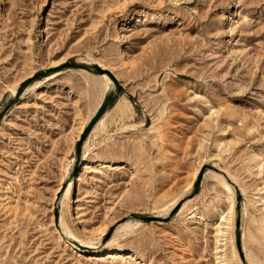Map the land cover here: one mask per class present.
Wrapping results in <instances>:
<instances>
[{"label": "rangeland", "instance_id": "obj_1", "mask_svg": "<svg viewBox=\"0 0 264 264\" xmlns=\"http://www.w3.org/2000/svg\"><path fill=\"white\" fill-rule=\"evenodd\" d=\"M0 264H264V0H0Z\"/></svg>", "mask_w": 264, "mask_h": 264}, {"label": "bare ground", "instance_id": "obj_2", "mask_svg": "<svg viewBox=\"0 0 264 264\" xmlns=\"http://www.w3.org/2000/svg\"><path fill=\"white\" fill-rule=\"evenodd\" d=\"M108 81V86H109V79L107 80ZM109 88V87H108ZM73 186H74V183H73V180L70 182V185H69V187H67L66 189H65V199L66 200H68V201H70L71 200V197H72V189H73ZM59 192L61 191V187L59 188V190H58ZM231 211H232V214L234 213V209L232 208L231 209ZM197 216L198 215H194L193 216V218H197ZM201 218V217H200ZM131 225V224H130ZM127 226H129V224L127 225ZM72 235V234H71Z\"/></svg>", "mask_w": 264, "mask_h": 264}, {"label": "water", "instance_id": "obj_3", "mask_svg": "<svg viewBox=\"0 0 264 264\" xmlns=\"http://www.w3.org/2000/svg\"><path fill=\"white\" fill-rule=\"evenodd\" d=\"M107 104H108V99L105 100L104 105L101 109L102 111L106 108ZM240 220H241V214L240 212H238V225H239Z\"/></svg>", "mask_w": 264, "mask_h": 264}]
</instances>
